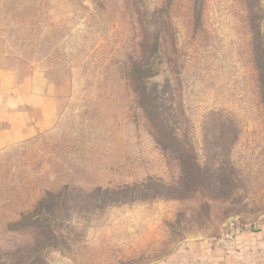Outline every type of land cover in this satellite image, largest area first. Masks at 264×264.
Instances as JSON below:
<instances>
[{
    "label": "rangeland",
    "instance_id": "obj_1",
    "mask_svg": "<svg viewBox=\"0 0 264 264\" xmlns=\"http://www.w3.org/2000/svg\"><path fill=\"white\" fill-rule=\"evenodd\" d=\"M17 84L52 112L0 149V264H161L264 223V0H0Z\"/></svg>",
    "mask_w": 264,
    "mask_h": 264
},
{
    "label": "crops",
    "instance_id": "obj_2",
    "mask_svg": "<svg viewBox=\"0 0 264 264\" xmlns=\"http://www.w3.org/2000/svg\"><path fill=\"white\" fill-rule=\"evenodd\" d=\"M0 92V149L33 136L51 120L52 97L19 84ZM231 243H187L161 264H264V223L253 229L237 227Z\"/></svg>",
    "mask_w": 264,
    "mask_h": 264
},
{
    "label": "trees",
    "instance_id": "obj_3",
    "mask_svg": "<svg viewBox=\"0 0 264 264\" xmlns=\"http://www.w3.org/2000/svg\"><path fill=\"white\" fill-rule=\"evenodd\" d=\"M153 69V67H150V66H144V67H140L138 68V71L139 73L143 72L142 74L146 73V72H152L151 70ZM137 78V81L139 83H142L143 86H144V79L145 77H136ZM140 94H142L144 97L145 96H151L152 94L156 95L158 94V91L156 89L154 90H146V89H140ZM154 124V128H156V132H155V138H156V141L164 148V149H167V144H168V137L166 135V133L164 132V126L162 123V125H155V123H152ZM149 185H153L154 187H158V188H161V189H169L170 186H166L164 184H161L159 182H155V181H151V183ZM126 188H130V187H126ZM53 194L52 193H48L46 194V196L42 197L38 202H37V205H40V210L39 212H37V215L39 214H42V212H53L52 210L54 209V207H49L51 205V202H49L48 198L49 197H52ZM31 213V212H30ZM29 212L27 213H24L21 215L20 217V223H18L19 225H28L30 223H26V222H29V221H32L33 219H36L38 220L39 218L37 217H33ZM35 216V215H34ZM39 220H42V218H40Z\"/></svg>",
    "mask_w": 264,
    "mask_h": 264
}]
</instances>
